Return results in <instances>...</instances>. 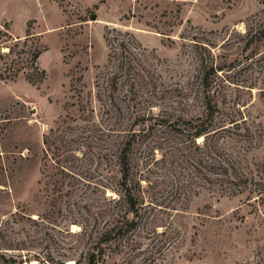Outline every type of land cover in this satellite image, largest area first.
Masks as SVG:
<instances>
[{"label":"rangeland","instance_id":"1","mask_svg":"<svg viewBox=\"0 0 264 264\" xmlns=\"http://www.w3.org/2000/svg\"><path fill=\"white\" fill-rule=\"evenodd\" d=\"M259 25L264 0H0V38L30 33L14 51H40L33 81L0 58V264H85L129 129L146 205L102 264H264V32L246 37ZM202 63L220 68L214 121L238 122L207 140L211 168L204 137L190 150L161 121L203 118ZM113 72L118 110L101 97Z\"/></svg>","mask_w":264,"mask_h":264},{"label":"trees","instance_id":"2","mask_svg":"<svg viewBox=\"0 0 264 264\" xmlns=\"http://www.w3.org/2000/svg\"><path fill=\"white\" fill-rule=\"evenodd\" d=\"M261 32H264V26L262 25L248 29L246 31V37L248 38L247 43L250 38ZM31 37L30 33H27L23 39L18 37L15 41H13V38H0V58L4 59V70H9L12 76H16L20 72L21 68H28L30 73L26 72L24 75L29 81H33L34 74L31 72L34 71L36 73L39 71L36 65V60L40 51L34 45L27 47V49L23 51L16 52L14 51V47L26 45ZM10 43L12 44L6 46L8 47V51L6 53H2V47ZM22 65H24V67H22ZM206 68L207 67L202 63L200 69L195 75L197 82L195 95L201 100L203 118L194 120V118H183L181 115H171V117L167 118L168 116H166V118L161 121H163L162 124L173 133L179 136H185V140L189 141L193 147V149L189 148L190 150H200L202 146L196 142V139L204 137V145L205 143L207 144L205 153L203 154L205 155V161L210 164L209 166L211 168V165L214 166V162L211 161L213 156L216 155L214 152V150L216 151V148H213V144L207 142V140L209 137H213V135H216L221 131H225L228 127L234 124L237 126L238 122H236L237 119L235 118H228L227 120H222L219 123L214 121L216 112L218 111V103L215 100L214 91L212 89L214 80L209 78L208 71L216 72L217 70H220V68L213 67V65L208 67V71L205 70ZM120 69L123 70L126 77H130V73L134 71L135 66L131 65V62H128L120 66L118 70ZM135 71L138 78L142 81L144 79L146 80V76L143 74V67L137 68ZM117 74L118 73L113 72V74L107 78L106 86L102 88V90H105L102 91V96H100L105 98L104 101H107L104 103H108L106 106H114L118 110L121 108V105L114 98V90L117 89ZM0 78H4L2 72L0 73ZM133 84L134 82L130 83L127 92L131 90ZM184 95L189 98L190 93L188 92ZM101 97L99 100L103 101ZM227 123L231 125L227 126ZM108 131L111 130L108 129ZM135 133L136 132L133 129H129L126 131V134L129 135H126L118 142V144H115L114 150L118 166V175L115 179L117 188H114L113 190L115 191L116 196L112 195L107 198L110 211L109 213H106L105 219H103L101 223L94 221V226H92V229L89 230L87 235V227H84L82 231V233H84L89 239L87 250L84 253L85 264H102L108 250H113L115 246L120 244L121 246H125L126 243L124 238L129 232H133V230L137 227L139 222L138 220L142 214L141 212L146 205L144 195L141 191L142 188L140 180L138 178L135 179L131 175L130 152L135 140ZM196 158L198 163H201L203 160L200 155ZM207 170L209 173L212 172L209 169ZM223 170L225 171V174L228 173L227 167H224ZM39 263L40 261L37 264ZM75 264H79V260H76Z\"/></svg>","mask_w":264,"mask_h":264}]
</instances>
